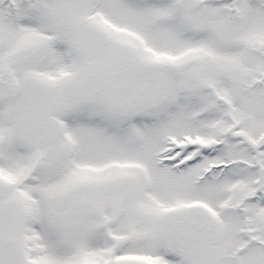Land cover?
Wrapping results in <instances>:
<instances>
[{"label": "snow or ice", "instance_id": "1", "mask_svg": "<svg viewBox=\"0 0 264 264\" xmlns=\"http://www.w3.org/2000/svg\"><path fill=\"white\" fill-rule=\"evenodd\" d=\"M0 264H264V0H0Z\"/></svg>", "mask_w": 264, "mask_h": 264}]
</instances>
